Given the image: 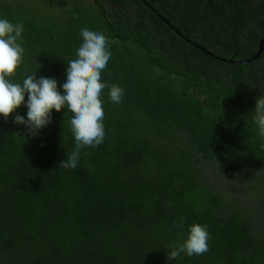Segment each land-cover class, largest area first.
I'll return each mask as SVG.
<instances>
[{"label":"trees","instance_id":"16d2710c","mask_svg":"<svg viewBox=\"0 0 264 264\" xmlns=\"http://www.w3.org/2000/svg\"><path fill=\"white\" fill-rule=\"evenodd\" d=\"M23 23L12 76L64 80L84 26L101 29L105 138L74 147L70 113L39 136L0 119V264H264V0H0ZM37 72V73H36ZM23 115L26 109L21 108ZM217 172L213 175L210 172ZM206 224L209 250L169 262L173 223Z\"/></svg>","mask_w":264,"mask_h":264},{"label":"clouds","instance_id":"9594fccd","mask_svg":"<svg viewBox=\"0 0 264 264\" xmlns=\"http://www.w3.org/2000/svg\"><path fill=\"white\" fill-rule=\"evenodd\" d=\"M24 26L22 22L0 15V119L23 126L27 136L37 137L52 123L53 110L69 112L68 130L74 147L63 154L59 167L75 169L81 150L95 148L105 138L103 90L108 89V100L120 104L124 89L109 85L101 73L111 58L110 40L99 28L84 26L79 30L80 43L74 57L66 63L64 80L36 74L25 75L21 82L12 76L24 63ZM37 73V72H36ZM26 109L21 115L19 110ZM258 137L264 141V94L255 97V105L248 114ZM264 148V143L260 145ZM180 231L179 241H173L166 250L169 262L178 257L200 256L209 250L210 234L206 224L187 225L180 217L173 222Z\"/></svg>","mask_w":264,"mask_h":264},{"label":"water","instance_id":"95a60500","mask_svg":"<svg viewBox=\"0 0 264 264\" xmlns=\"http://www.w3.org/2000/svg\"><path fill=\"white\" fill-rule=\"evenodd\" d=\"M263 49H264V35H263L262 38H261V41H260V48H259L258 53H257L254 57L249 58V59H247V60H244L243 63L250 62V61L254 60L255 58H257V57L260 55V53L263 51Z\"/></svg>","mask_w":264,"mask_h":264},{"label":"rangeland","instance_id":"374dc122","mask_svg":"<svg viewBox=\"0 0 264 264\" xmlns=\"http://www.w3.org/2000/svg\"><path fill=\"white\" fill-rule=\"evenodd\" d=\"M215 173H217V172H213V171L210 172V174L213 175V176H214Z\"/></svg>","mask_w":264,"mask_h":264}]
</instances>
